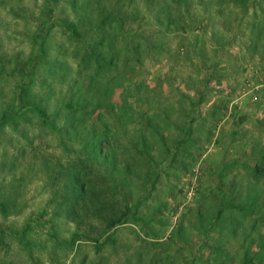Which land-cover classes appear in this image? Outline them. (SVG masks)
I'll list each match as a JSON object with an SVG mask.
<instances>
[{"label":"rangeland","instance_id":"obj_1","mask_svg":"<svg viewBox=\"0 0 264 264\" xmlns=\"http://www.w3.org/2000/svg\"><path fill=\"white\" fill-rule=\"evenodd\" d=\"M0 264H264V0H0Z\"/></svg>","mask_w":264,"mask_h":264},{"label":"trees","instance_id":"obj_2","mask_svg":"<svg viewBox=\"0 0 264 264\" xmlns=\"http://www.w3.org/2000/svg\"><path fill=\"white\" fill-rule=\"evenodd\" d=\"M66 26L68 27V28H70L71 30H74L76 33H78L77 32V30H76V26L74 25V24H66ZM20 101L22 102L23 101V95H20ZM27 106H29V107H31V108H33L35 111H37V113L40 115V117L41 118H43L46 122L48 121V119H47V115H46V113H45V111H43L40 107H38L37 105H35V104H28ZM69 107L70 108H72L71 107V105H69ZM83 191H81V192H83L84 193V189H82ZM85 192H87L86 190H85ZM86 195V193H84V196ZM101 210H100V208H99V212H100ZM100 218H103L102 216V212H100ZM109 221H108V224H110L111 226L113 225V224H115L116 222H118L116 219H108Z\"/></svg>","mask_w":264,"mask_h":264}]
</instances>
